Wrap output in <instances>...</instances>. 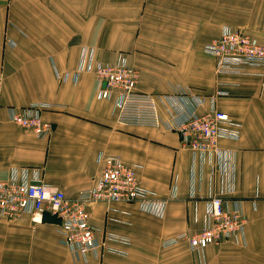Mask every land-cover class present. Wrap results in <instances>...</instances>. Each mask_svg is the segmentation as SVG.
<instances>
[{"label":"crops","instance_id":"obj_1","mask_svg":"<svg viewBox=\"0 0 264 264\" xmlns=\"http://www.w3.org/2000/svg\"><path fill=\"white\" fill-rule=\"evenodd\" d=\"M225 26L247 31L264 46V0H0V180L38 172L75 199L100 175L99 156L110 155L139 166L141 184L167 202L163 217L139 203L94 205L98 238L108 231L131 243L109 242L126 256L106 253L88 261H77L62 244L51 213L39 222L29 215L0 221V264H264V77L260 68L251 75L215 72L216 59L205 46ZM83 48L105 65L125 59L140 74L141 92L169 96L171 110L160 102L164 126L119 123L114 98L97 97L95 74L74 81ZM67 72L69 80L58 78ZM182 89L206 99L199 114L210 109L214 94L226 93L217 108L242 127L238 140L219 143L227 153L221 159L194 155L168 127L182 119L183 108L192 110L179 97ZM34 104L52 106L42 114L53 126L46 138L10 120V109ZM211 196L222 197L230 210L240 204L248 220L246 246L230 241L203 254L187 241L166 247L181 233L202 230Z\"/></svg>","mask_w":264,"mask_h":264},{"label":"built area","instance_id":"obj_2","mask_svg":"<svg viewBox=\"0 0 264 264\" xmlns=\"http://www.w3.org/2000/svg\"><path fill=\"white\" fill-rule=\"evenodd\" d=\"M205 53L216 59L215 72L219 75H251L253 68H260L259 76L264 77V46L245 30H233L223 27L220 37L205 46ZM81 73H93L97 78V97L100 100L114 98L119 123L161 128L164 121L160 111V102H166L171 108L174 102L169 96L141 92L138 89L139 72L131 68L125 59L115 65L97 62L93 50L83 48L79 65L73 80ZM66 82L70 73L58 74ZM4 76L0 74V90ZM179 97L188 101L192 110L182 109V119L168 127L181 136L183 146L200 158L209 156L221 159L227 153L219 147L222 140L235 141L240 138L242 125L228 113L218 110L217 99L226 95L218 92L210 98V109L199 114L198 107L206 101L203 97H191L186 90L178 91ZM179 97L175 96L177 100ZM50 104H34L26 108H12L10 120L25 130L32 131L38 138H46L53 131V126L43 121V112L51 108ZM102 165L100 175L94 185L79 193L75 199L49 184L38 172L30 178L28 174L13 172L10 178L0 180V221L17 220L24 215L39 222L46 213L59 219L61 242L77 261H88L103 254L111 253L126 256L122 250L109 242L130 245L129 237L113 232H100L91 224V209L96 204L108 207L119 203H139L142 211L157 217H163L167 202L157 199V194L144 187L137 176V165L126 164L120 157L100 155ZM226 162H223L225 170ZM232 191V190H231ZM175 197V192H173ZM255 205V202H254ZM247 217L239 203L230 210L220 196H211L207 205L205 223L195 235L181 233L167 242L165 246L187 241L194 253L203 254L210 245L235 242L246 246ZM202 258V256H200Z\"/></svg>","mask_w":264,"mask_h":264}]
</instances>
